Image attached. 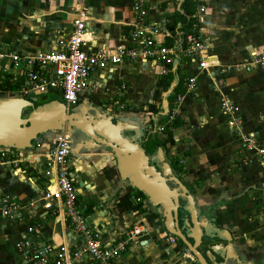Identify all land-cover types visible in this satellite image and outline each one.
<instances>
[{
  "label": "crops",
  "instance_id": "crops-1",
  "mask_svg": "<svg viewBox=\"0 0 264 264\" xmlns=\"http://www.w3.org/2000/svg\"><path fill=\"white\" fill-rule=\"evenodd\" d=\"M75 1L0 0V49L27 56L59 50V39L72 30ZM81 1L87 14L88 47L140 48L129 36L135 23L131 0ZM204 5L205 11L196 16L197 4L192 0H147L144 22L158 28L154 40L173 50V62L164 66L134 60L97 69L89 77L88 94L80 100L84 105L88 101V127L93 123L90 117L96 122L109 114L113 123L124 126L125 136L135 135L150 164L170 165L171 176L187 191L178 189L183 219H174V225L206 264H264V164L242 145L247 137L255 146H264V67L249 72L221 69L264 52V0H206ZM192 17L191 28L207 47L205 69H199L196 56L185 57L182 52L185 27ZM170 77L164 89L160 81ZM193 77V87L186 91ZM178 86L185 92L176 103L178 95L173 93ZM46 94L21 95L39 101ZM221 95L238 106L239 129L227 126L219 107ZM172 120L176 121V127L170 128L172 142L164 143V132L156 138V128ZM53 137L38 139L30 151L10 149L6 159H21L17 165L0 158V197L7 195L22 208L21 220L0 216V264H30L15 247L23 239L67 243L73 248L82 244L81 234L54 215L55 204L50 210L43 207L47 198L39 173L40 154L51 148ZM102 146L93 138L72 144L71 172L85 221L102 243L122 239L134 225L146 230L147 235L126 246L117 263L199 264L193 249L169 244L174 235L166 234L162 214L145 197L135 201L136 189L119 178L112 151ZM244 157L250 161L241 165ZM168 184L178 188L173 179ZM128 192L132 204L142 203L140 209L124 208L121 198ZM204 235L215 245H201ZM231 237L233 243H227Z\"/></svg>",
  "mask_w": 264,
  "mask_h": 264
},
{
  "label": "built area",
  "instance_id": "built-area-1",
  "mask_svg": "<svg viewBox=\"0 0 264 264\" xmlns=\"http://www.w3.org/2000/svg\"><path fill=\"white\" fill-rule=\"evenodd\" d=\"M53 1V0H47ZM147 0H131V9L135 15V23L130 31V41L140 45V48L117 45L113 49H93L88 47L89 34L86 31L87 14L82 7V1L76 0L74 8L76 17L72 21V30L58 41L60 49L38 55H23L17 52L0 49V94L13 93L9 87H16L22 95L41 94L47 91L58 93L66 108L78 104L79 99L88 94V80L92 72L104 69L109 65H118L134 60L155 61L164 66L173 62L174 52L171 48L157 44L154 36L158 28L144 22ZM197 4V14L205 11L206 0H192ZM185 57L196 56L199 69L207 68V47L198 35L187 33L183 36ZM255 66L264 67V52L254 53L250 60L243 63L224 65L222 72H249ZM163 73L166 70H162ZM195 78L188 79L187 91L193 87ZM178 95L176 103L181 102ZM220 111L226 118L227 126L239 129L242 124L238 106L227 96L221 95ZM171 119V117H170ZM156 132L163 134L164 126H158ZM51 148L40 154L43 165L40 176L45 180L47 201L45 209H53L54 215L68 224L75 232L81 234L82 244L73 248L67 243L53 244L45 241L32 242L23 239L15 244L30 264H82L89 261L93 264H118L117 260L126 246L135 238L147 235L140 225H134L125 232L122 239H112L102 243L95 230L89 227L82 214V207L77 198L74 177L71 172L72 143L70 136L61 132L51 140ZM242 145L254 152L264 164V146H255L251 138L243 137ZM40 146L39 143L36 145ZM10 149L0 148V158L6 159ZM5 163L17 165L21 159H6ZM250 159H241V165H246ZM135 201L139 202L140 198ZM52 202H54L52 204ZM21 206L9 196L0 197V216L10 220L22 219ZM32 232V228L27 229ZM169 244L176 245L178 238L171 236Z\"/></svg>",
  "mask_w": 264,
  "mask_h": 264
},
{
  "label": "water",
  "instance_id": "water-1",
  "mask_svg": "<svg viewBox=\"0 0 264 264\" xmlns=\"http://www.w3.org/2000/svg\"><path fill=\"white\" fill-rule=\"evenodd\" d=\"M25 110L28 112L24 113ZM81 120V114H77L74 109L69 110L59 100H51L34 107L32 102L19 93L0 94V148L17 152L30 151L34 148L32 141L36 142L40 138L61 132L70 134L74 129L80 130L87 139L93 138L96 144H102L112 151L113 165L119 178L126 181L129 187L141 192L148 203L158 209L166 220L164 225L166 234L177 236L181 244L193 249L191 253L199 264H206L193 245L186 240V235L177 231L174 225L177 210L181 208L178 202L180 196L178 189L185 194L187 191L174 176H171L170 165L167 162L161 165L150 164V156L135 140V135L125 136L124 126L119 121L113 123L109 114L103 115L96 122L90 117L93 122L91 127L86 123L83 125V122H79ZM74 149L76 150V147ZM157 153L160 155L162 150L158 149ZM171 179L176 182L178 188L168 184ZM186 197L187 201L190 200V197L187 195ZM179 252L181 254L182 248Z\"/></svg>",
  "mask_w": 264,
  "mask_h": 264
},
{
  "label": "trees",
  "instance_id": "trees-1",
  "mask_svg": "<svg viewBox=\"0 0 264 264\" xmlns=\"http://www.w3.org/2000/svg\"><path fill=\"white\" fill-rule=\"evenodd\" d=\"M192 12V11H191ZM190 12V17L192 16L191 13ZM185 21V20H184ZM195 23V20L193 19V17L192 18H190L189 19V21L187 22V24H186V27H185V29H186V32H185V34H187V33H192V34H195L196 35V31L197 30H193L192 28H191V26H192V24H194ZM171 77L170 78H167V79H162L161 81H160V83L163 85V87H164V89H166L168 86H169V83L171 82ZM9 89L11 90V91H13V90H15V88H13V87H9ZM185 92V88L183 87H181V86H178V87H176L175 88V90H174V93H173V96H177V95H181V94H183ZM49 101H51V100H49ZM45 102H48V101H46L45 99H42V100H39V101H37L36 103H37V106H40V105H42V104H44ZM175 123H176V121L175 120H172V122H171V124H165V126H164V134H165V140H164V143L165 142H169V143H171L172 142V139H171V131H170V128H174V127H176L175 126ZM159 145H160V143H158ZM135 193V197H137V198H141V199H144V196L142 195V193L141 192H139V191H134ZM129 197H130V193L128 192L127 194H125L122 198H121V203L123 204V206H124V208L125 207H128V206H130V207H132V208H134V209H140L141 208V205H142V203H136V204H132L131 202H130V200H129Z\"/></svg>",
  "mask_w": 264,
  "mask_h": 264
},
{
  "label": "flooded vegetation",
  "instance_id": "flooded-vegetation-1",
  "mask_svg": "<svg viewBox=\"0 0 264 264\" xmlns=\"http://www.w3.org/2000/svg\"><path fill=\"white\" fill-rule=\"evenodd\" d=\"M80 99H79V103H78V106L76 107L75 111H76L77 114H81L82 121L85 122L86 125H87L88 124V117H87L88 116V101L84 105L83 101L80 100ZM69 110H71V109L69 108ZM27 112H28V110H25L24 111V113H27ZM68 135L70 136V140H71V143L73 144V146H74L75 143L79 142L81 139H85L86 138V137H84L85 135H83L80 130H75V129L72 131V133H70ZM156 138H159V133H157V132H156ZM179 204H180V207H181L182 204H181L180 201H179ZM182 217H183L182 216V209L179 208L177 210V219L181 220V219H183ZM178 230L181 232L180 227L178 228ZM231 235L232 234H230V236ZM200 240H201V245L207 244L209 248L212 247L213 245H215L214 242H213L214 239H212L211 237H207V236L204 235V236L201 237ZM227 243H231L232 244L233 243V238L231 237L228 240ZM227 243L224 244L223 248L227 247ZM176 245L177 246L181 245L180 240H178V242L176 243ZM238 259L240 260V257H238Z\"/></svg>",
  "mask_w": 264,
  "mask_h": 264
},
{
  "label": "rangeland",
  "instance_id": "rangeland-1",
  "mask_svg": "<svg viewBox=\"0 0 264 264\" xmlns=\"http://www.w3.org/2000/svg\"><path fill=\"white\" fill-rule=\"evenodd\" d=\"M187 91V90H186ZM189 91V90H188ZM16 91H14L13 93H15ZM45 93H47L46 95H45V100L46 101H49V100H59V102H61L62 104H64L65 105V103H64V101H63V99L61 98V96L58 94H56V92H52V91H47V92H45ZM26 100H28V101H30V102H32L33 104H34V107H37V100H36V98L33 96V95H28V96H26V97H24ZM70 109L72 110L73 108L72 107H70ZM160 138H162V136L160 137ZM32 143L34 144L35 142L34 141H32ZM190 264V263H189Z\"/></svg>",
  "mask_w": 264,
  "mask_h": 264
},
{
  "label": "bare ground",
  "instance_id": "bare-ground-1",
  "mask_svg": "<svg viewBox=\"0 0 264 264\" xmlns=\"http://www.w3.org/2000/svg\"><path fill=\"white\" fill-rule=\"evenodd\" d=\"M79 122H83V121L81 120V121H79ZM84 123H85V122H83V125H84ZM84 128H85V126H84Z\"/></svg>",
  "mask_w": 264,
  "mask_h": 264
}]
</instances>
